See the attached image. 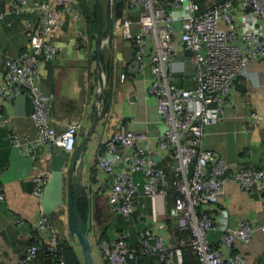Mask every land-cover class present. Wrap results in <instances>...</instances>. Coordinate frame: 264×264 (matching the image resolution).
<instances>
[{
    "label": "built area",
    "instance_id": "obj_1",
    "mask_svg": "<svg viewBox=\"0 0 264 264\" xmlns=\"http://www.w3.org/2000/svg\"><path fill=\"white\" fill-rule=\"evenodd\" d=\"M77 1L42 0L31 5L26 0H11L0 11V17L37 12L34 19L24 20V48L16 55L5 56L0 79V101L18 96L29 99L35 137L29 142L20 141L17 134L10 132V142L30 159L38 147L48 158L54 151H65L63 171L71 161L79 125L71 122L59 131L52 126L53 95L39 87L38 63L55 56L58 47L51 37L62 23L79 18L74 6ZM112 5L113 0H109L110 9ZM235 10L239 11L236 15ZM129 12L135 13L133 18L127 15ZM256 23L264 24V0H238L237 4L222 0L203 9L197 0H124L123 13L111 17V34L128 40L132 46V55L119 73V80L142 75L145 70L150 73L146 90L155 98L156 111L165 128L155 147L150 146L146 133L131 131L121 124L102 136L96 146L94 166L107 177L97 188L107 190L111 214L127 217L134 210L139 189L154 200L164 196L169 183L175 194L168 217L189 232L187 245L194 259L192 264H245L234 250V243H247L257 230L264 232V225L245 220L228 225L225 210L215 216L205 212V207L214 206L225 181L252 192L256 182L264 178V166L231 170L221 157L202 148L203 128L224 119L222 106L237 78L245 74L250 62H264V36L254 28ZM132 25L134 32L130 31ZM248 116L254 122L264 117L257 111ZM157 152L172 159L169 181L157 165ZM48 177V169L31 177L38 211L30 224L42 239L26 246L17 264H46L48 256L57 250L55 227L40 208ZM62 204L65 206V199ZM209 231L218 232L216 246L206 237ZM65 235L68 246L76 248ZM93 237L104 264H129L135 253L157 264H183L182 241H167L158 231L138 229L135 251L128 246L127 230L116 231L110 239L96 234ZM42 249L46 260L39 257ZM54 261L63 264L59 256ZM0 264L8 263L0 257Z\"/></svg>",
    "mask_w": 264,
    "mask_h": 264
},
{
    "label": "crops",
    "instance_id": "obj_2",
    "mask_svg": "<svg viewBox=\"0 0 264 264\" xmlns=\"http://www.w3.org/2000/svg\"><path fill=\"white\" fill-rule=\"evenodd\" d=\"M10 1L0 0V11ZM26 1L36 5L42 0ZM232 1L234 4L238 3V0ZM94 2L97 18L96 25L94 24L96 29L92 35L87 33V24L81 15L73 20L66 19L51 37L54 45L58 47L55 56L38 63V84L42 91L53 95L51 124L57 131L68 123H78L76 142L92 121L96 110L99 111L93 133L73 174L81 175L79 191L89 199L90 212H93V202L100 208L101 221L98 223L90 218L88 238L93 264H104L93 237L95 234L102 239H110L116 231L127 230L128 246L133 251L137 248L138 229L158 231L165 240L175 243L187 242L188 238L185 240L177 235L179 232L176 229H182L168 217L175 194L169 183L164 196H156L154 200L143 195L139 189L134 210L127 217L111 214L106 203L107 190L97 188L107 177L94 166L96 146L102 136H107L116 125L121 124L131 131L146 133L150 146L155 147L157 137L163 133L165 126L157 114L155 98L146 90L150 73L145 70L142 75L119 80V73L132 55V46L128 40L113 36L111 31L103 37L106 0H78L76 8L90 11L89 8L91 9ZM200 3L203 9L216 2L202 0ZM238 12L235 10V15ZM36 13H7L0 17V79L5 56L16 55L24 48V20L34 19ZM134 14L129 12L127 15L133 18ZM254 28L259 35L264 36V24L256 23ZM130 30L134 32L135 26L132 25ZM98 46L100 71L94 62ZM102 84L99 101L97 96ZM30 111L31 104L26 96L0 101V257L8 264H17L26 246L42 239L30 224L38 211V200L32 192L31 177L39 170H49L50 158L38 147L35 157L30 159L10 142L9 137L10 132L17 134L20 141L29 142L35 137ZM251 111H257L264 116L263 61L250 62L245 74L237 78L229 98L222 106L224 119L203 128L202 148L221 157L231 170L264 166V117L260 122H254L248 116ZM5 118L8 120L7 124L3 122ZM156 155L157 165L166 172L169 181L173 175L172 159L163 152H157ZM65 176L64 170L63 178ZM134 177L139 176L134 174ZM63 194L65 199V187ZM153 209L159 213L154 214ZM220 210H225L226 221L230 226L243 220L253 222L256 226L264 225V178L256 182L252 192L242 190L233 181H225L214 206L205 207V212L213 216ZM56 218L59 223L53 225L60 242L66 239L65 233L67 234L66 206L63 204L57 207ZM206 237L212 246H216L217 231L207 232ZM74 244L78 246L75 241ZM233 248L242 256L245 264H264V232L257 230L247 243L236 241ZM136 254L132 264H157L150 257L139 254L136 257ZM43 259L46 260L45 257ZM192 263L191 261L189 264Z\"/></svg>",
    "mask_w": 264,
    "mask_h": 264
},
{
    "label": "water",
    "instance_id": "obj_3",
    "mask_svg": "<svg viewBox=\"0 0 264 264\" xmlns=\"http://www.w3.org/2000/svg\"><path fill=\"white\" fill-rule=\"evenodd\" d=\"M76 6V4H74ZM121 15V10L118 6V2H114L111 9L109 6V0H106V12L104 17V22L102 26V35L103 37L107 36L110 31L111 26V17H119ZM99 50L98 46L94 62L96 67L99 69ZM103 84L98 93L97 99L101 100ZM99 111L96 110L94 117L88 127L84 130L80 138L77 140L68 168H66V177L63 178V167L65 165V151L57 150L54 151L50 156L49 163V177L46 180L41 196H40V208L42 213L52 222L56 218L57 207L62 205L64 200V187L66 189V228L67 236L70 240L75 241L78 245L82 264H93L91 253H90V242L88 238V229L90 224V218L96 220L98 223L101 221V211L97 206L96 202H93V212L91 213V204L89 199H86L87 211L84 226L82 227L80 218L76 211V199L79 192V183L81 179L80 173H77L75 176L73 174L76 163L89 139L93 133L94 127L96 125V120L98 118ZM260 152V150L258 151ZM257 155V154H256ZM255 155V156H256ZM73 183V186L71 187ZM56 231V229H55ZM46 264H49V260L45 261Z\"/></svg>",
    "mask_w": 264,
    "mask_h": 264
},
{
    "label": "trees",
    "instance_id": "obj_4",
    "mask_svg": "<svg viewBox=\"0 0 264 264\" xmlns=\"http://www.w3.org/2000/svg\"><path fill=\"white\" fill-rule=\"evenodd\" d=\"M201 1L202 0H197V3L199 5V7L201 6L200 5ZM220 1H222V0H214V2H216V3L220 2ZM113 2H118V6H119V8L121 10V13H123L124 0H113ZM80 8L81 7L78 8L79 9V13H80L81 17L84 18L85 24H87V26H86L87 33L89 35H92L93 30L96 29L95 28V25H96L95 23H96L97 15H96V10L95 9L97 7L95 6V2L93 4V6L91 7V9L89 8L90 11L85 10V9L83 10L82 8H81L82 9L81 10ZM86 199H87V197H85V195L82 192L79 191V193L77 194V199H76V211H77V214H78V216L80 218V222H81L82 227L84 226L85 217H86V211H87ZM52 223L54 225H57L59 223V220L57 218H55L52 221ZM176 231L179 232V234H177V235L178 236H182L184 239L185 238L187 239L188 236H189V232L187 230L176 229ZM181 245H182V250L184 252L183 253V264H189L191 261L194 262L193 256L189 252L187 242H184ZM44 253H46V252L42 249L39 252V255L43 256ZM57 256H59L62 259L63 264H82V259H81V254H80L79 248H78V250H76L74 247L68 246L67 241L65 239L61 240L58 243L57 250H56L55 254H53L51 256L50 255L48 256L49 262L51 264H54L55 263L54 259ZM137 256H139V255L136 254V257ZM143 257H145V256H143ZM134 259H135V257H134ZM134 259L131 262H129V264H132Z\"/></svg>",
    "mask_w": 264,
    "mask_h": 264
},
{
    "label": "rangeland",
    "instance_id": "obj_5",
    "mask_svg": "<svg viewBox=\"0 0 264 264\" xmlns=\"http://www.w3.org/2000/svg\"><path fill=\"white\" fill-rule=\"evenodd\" d=\"M131 31V30H130ZM132 32V31H131ZM77 250H78V246H76Z\"/></svg>",
    "mask_w": 264,
    "mask_h": 264
}]
</instances>
